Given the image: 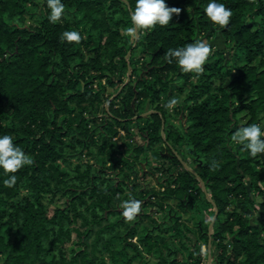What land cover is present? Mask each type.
Segmentation results:
<instances>
[{
	"label": "trees",
	"instance_id": "16d2710c",
	"mask_svg": "<svg viewBox=\"0 0 264 264\" xmlns=\"http://www.w3.org/2000/svg\"><path fill=\"white\" fill-rule=\"evenodd\" d=\"M205 2L167 0L181 12L131 39L134 0H64L56 22L46 0H0V133L32 156L0 169V264H183L184 248L200 264L190 234L217 264H264V160L231 140L241 123L264 120V0H224L226 25ZM71 28L79 41L62 38ZM217 33L229 52L213 48L201 72L164 56ZM151 152L157 184L139 176ZM129 194L141 200L132 219L120 206Z\"/></svg>",
	"mask_w": 264,
	"mask_h": 264
},
{
	"label": "clouds",
	"instance_id": "9594fccd",
	"mask_svg": "<svg viewBox=\"0 0 264 264\" xmlns=\"http://www.w3.org/2000/svg\"><path fill=\"white\" fill-rule=\"evenodd\" d=\"M46 3L49 9L48 18L53 22L59 21L65 10L64 0H46ZM203 11L212 22L219 25H226L232 15V9L226 6L224 0H206L203 4ZM180 12V6L169 5L167 0H134V4L130 5L128 9L132 23L126 31L133 34L140 27L150 28L157 23L166 25L171 20L173 13ZM61 36L68 41H79L82 38L81 32L76 28L65 29ZM212 51L213 45L210 42L197 37L179 46L168 47L164 56L170 63L174 59L181 71L201 72ZM178 99V97L172 96L167 104L170 107L174 106ZM231 140L247 149L253 156L264 153V120L241 123L232 133ZM31 162L32 156L14 142L10 133H0V169L14 173L24 164ZM15 182L14 174L8 175L3 180V183L7 185H12ZM140 205L141 200L131 194L128 199L120 201L123 216L127 219L135 217L140 211Z\"/></svg>",
	"mask_w": 264,
	"mask_h": 264
},
{
	"label": "rangeland",
	"instance_id": "374dc122",
	"mask_svg": "<svg viewBox=\"0 0 264 264\" xmlns=\"http://www.w3.org/2000/svg\"><path fill=\"white\" fill-rule=\"evenodd\" d=\"M130 37L132 39L133 35L130 34ZM198 37L203 38V39L207 40L208 42H210L213 45V48H217V49H219L225 53L229 52V43H226L223 35L220 33H217L213 37H209L208 35H205V34H201ZM135 54H136L135 56L139 55L138 49L135 51ZM219 81H221L224 84H227L228 78H225V79L219 80ZM110 89H112V87H110ZM107 104H109V101L107 102ZM146 108H148V105H146ZM169 110L174 117H178L180 115L179 114L180 110H182L181 102H177L174 106H171V107L169 106ZM240 116L243 117L242 118L243 120L245 119V117L242 115V113H240ZM176 121H178V119H176ZM122 149L124 150L125 146ZM156 150H159V151L165 152V153H169L168 149L166 148V146L164 144H159L158 146H156ZM261 157L264 160V153H261ZM150 159H151V163H149V161L144 157L140 161V163L138 165L139 176L141 179L143 178L145 180H151L152 183L157 184L159 182L158 178H159L160 173L156 169V165L158 164V161H156V158H155V155L153 154V152L150 153ZM262 199H264V195H258L257 196L258 201L262 200ZM60 201L61 200H55L54 202L49 203L50 212L53 211V207L55 206V204L60 202ZM154 215L160 219H162V216H163L162 212H155ZM214 216H215V214L213 216H211V214H209V212L206 213V218L208 221H210V224L212 223ZM184 217H187V214H185ZM221 217L224 218V214L221 215ZM190 222L192 223L193 219H191ZM184 240L186 241V244H188V246H190V247L191 246L195 247L196 242H197L196 244L201 243L203 254H202V260H201L200 264H210V255H211V250L213 247L211 248L209 244H206L204 242H199L198 240H196V237L192 234H190V239L186 238ZM129 250H130V254L134 253L132 249H129ZM184 250L185 251H180V253H179V258L184 260L183 264H196V263H192L193 259L186 260L187 258L185 256H187L189 249L184 248ZM211 258H212V255H211ZM143 259H146L150 262H156V257L153 254L144 253ZM141 260L142 259L137 256L133 259V261L130 264H140ZM0 261H1V259H0ZM211 264H217V263L214 262L213 260H211Z\"/></svg>",
	"mask_w": 264,
	"mask_h": 264
},
{
	"label": "water",
	"instance_id": "95a60500",
	"mask_svg": "<svg viewBox=\"0 0 264 264\" xmlns=\"http://www.w3.org/2000/svg\"><path fill=\"white\" fill-rule=\"evenodd\" d=\"M145 113H146V112H145ZM180 158H181V157H180ZM181 159H182V158H181ZM182 161H183V163H184L185 165L188 166V163H187L184 159H182ZM203 187H204V189H206V185H205L204 182H203ZM216 214H217V211H216V213H215V216H214V218H213L212 223L210 224V229L212 228V225H213L214 219H215V217H216ZM211 260H212V258H211V255H210V264H211Z\"/></svg>",
	"mask_w": 264,
	"mask_h": 264
}]
</instances>
